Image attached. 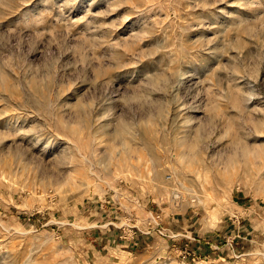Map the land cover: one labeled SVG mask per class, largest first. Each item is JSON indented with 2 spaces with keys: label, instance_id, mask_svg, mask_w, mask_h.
Listing matches in <instances>:
<instances>
[{
  "label": "rangeland",
  "instance_id": "obj_1",
  "mask_svg": "<svg viewBox=\"0 0 264 264\" xmlns=\"http://www.w3.org/2000/svg\"><path fill=\"white\" fill-rule=\"evenodd\" d=\"M0 264H264V0H0Z\"/></svg>",
  "mask_w": 264,
  "mask_h": 264
},
{
  "label": "crops",
  "instance_id": "obj_2",
  "mask_svg": "<svg viewBox=\"0 0 264 264\" xmlns=\"http://www.w3.org/2000/svg\"><path fill=\"white\" fill-rule=\"evenodd\" d=\"M193 246H194V245H193ZM195 248L198 249L199 247H196V245H195Z\"/></svg>",
  "mask_w": 264,
  "mask_h": 264
}]
</instances>
